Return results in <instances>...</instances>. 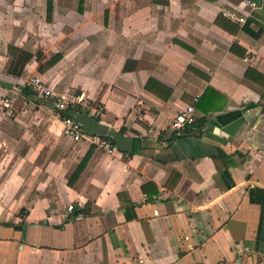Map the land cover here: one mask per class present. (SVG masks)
<instances>
[{"label": "crops", "instance_id": "obj_1", "mask_svg": "<svg viewBox=\"0 0 264 264\" xmlns=\"http://www.w3.org/2000/svg\"><path fill=\"white\" fill-rule=\"evenodd\" d=\"M245 1L0 0V264H264V0L221 15ZM35 76L89 99L83 140Z\"/></svg>", "mask_w": 264, "mask_h": 264}, {"label": "built area", "instance_id": "obj_2", "mask_svg": "<svg viewBox=\"0 0 264 264\" xmlns=\"http://www.w3.org/2000/svg\"><path fill=\"white\" fill-rule=\"evenodd\" d=\"M245 5L249 8V13H247L246 16H239L230 10H222L221 15L226 19L236 22L242 26L246 23L251 12L261 9V6L255 1L246 0ZM26 85L31 88L33 94L37 95L38 97L50 99L52 101L54 115L63 125V136L76 143L85 138L80 124L74 120L73 117L69 115L65 116L64 114L70 113V111L73 109L84 110L88 108L90 105L88 98L72 91H64L60 94H55L51 84L39 76L29 78L26 81ZM2 105L4 108L8 109V114L12 115V110H10L12 107V99L6 98L2 102ZM102 112L103 108L101 106H98L95 109L96 116H101ZM196 118L194 106L188 105L171 119L170 128L176 132L183 131L186 128L192 126L195 123ZM100 147L105 153L109 155L113 154V146L107 140L101 141ZM78 206H80V208L82 207L80 203H78ZM73 209V205L67 206L66 212L63 214L64 219L68 218V215ZM55 213H57V211H55Z\"/></svg>", "mask_w": 264, "mask_h": 264}, {"label": "trees", "instance_id": "obj_3", "mask_svg": "<svg viewBox=\"0 0 264 264\" xmlns=\"http://www.w3.org/2000/svg\"><path fill=\"white\" fill-rule=\"evenodd\" d=\"M7 1L8 2H13L14 0H7ZM51 11H52V0H47L46 15H47L48 19H49V16L51 14ZM7 50H8L9 56L13 60V66L11 67L10 73L13 76L19 77L23 73L24 67L27 64V62H29L31 60L32 54H30L29 52H26V51H24L22 49H18L16 47L12 46V45H9ZM59 59H60L59 55L53 56L51 59H49L43 65V68L39 69V71L40 72L46 71L47 69L51 68L55 63H57V61ZM64 115L67 116V114H64ZM77 173H78V171H77Z\"/></svg>", "mask_w": 264, "mask_h": 264}, {"label": "water", "instance_id": "obj_4", "mask_svg": "<svg viewBox=\"0 0 264 264\" xmlns=\"http://www.w3.org/2000/svg\"><path fill=\"white\" fill-rule=\"evenodd\" d=\"M235 264H241L240 260H238Z\"/></svg>", "mask_w": 264, "mask_h": 264}]
</instances>
